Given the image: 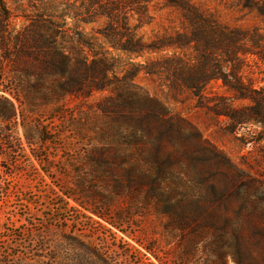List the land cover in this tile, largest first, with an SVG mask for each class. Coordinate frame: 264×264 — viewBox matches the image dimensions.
Listing matches in <instances>:
<instances>
[{
    "label": "rangeland",
    "instance_id": "1",
    "mask_svg": "<svg viewBox=\"0 0 264 264\" xmlns=\"http://www.w3.org/2000/svg\"><path fill=\"white\" fill-rule=\"evenodd\" d=\"M76 1L4 0L8 14L0 6V264H264V129L230 132L189 94L173 98L162 78L140 72L124 80L131 64L173 50L114 52L115 73L97 72L95 61L109 50L97 35L105 19L78 23ZM192 3L223 25L264 35V17L242 0ZM150 12L152 23L139 31L145 41L186 27L166 0H154ZM127 92L157 98L195 128L205 150L190 163L164 143L170 163L157 170L144 162L149 143L123 109L111 114ZM212 148L233 168L212 160ZM138 178L175 198L149 199ZM189 204L209 216L189 223L167 215Z\"/></svg>",
    "mask_w": 264,
    "mask_h": 264
},
{
    "label": "trees",
    "instance_id": "2",
    "mask_svg": "<svg viewBox=\"0 0 264 264\" xmlns=\"http://www.w3.org/2000/svg\"><path fill=\"white\" fill-rule=\"evenodd\" d=\"M78 1L81 2V8L74 14L78 23L94 24L105 19V25L97 30V35L102 37L109 50L95 61L102 65L97 67V72L104 76L115 73L114 52L142 57L148 53L173 50V53H165L157 59L131 64L132 67L123 76L124 80L131 82L140 72L162 78L173 98L189 94L196 99L198 107L226 119L230 123V132L245 125L264 129V35L257 30L223 25L201 13L192 0H166L170 7L180 11L186 27L183 31L156 37L148 42L139 31L153 21L150 8L154 0ZM242 1L244 7L255 9L264 17V3ZM0 6L8 14L4 0H0ZM33 42L35 45L40 44L37 39H33ZM214 86L225 89L229 95H209L208 92ZM104 89L96 88L97 91ZM120 100V103L113 105L111 114L118 115L117 111L123 109L127 125L135 132L140 131L144 144L149 143L141 151L142 159L155 169L162 170L173 155L191 163L193 154L205 150L195 128L172 115L157 98L148 93L137 96L127 92L120 96ZM236 103L243 104L236 106ZM184 126L194 131L185 132ZM164 143L172 147L173 155L165 154ZM210 153L212 160L221 166L233 168L230 161L215 149H210ZM237 171L231 177L235 184H239L243 178L242 172ZM193 177L196 176L193 174ZM141 180L145 179L138 178L132 182L139 190H146L149 199L161 204L175 198L174 192L159 193L155 187L156 180ZM210 189L205 195L214 193V189ZM167 215L176 222L192 223L194 220H205L209 213L189 204L174 207L168 210ZM199 228L197 224L191 231L195 233Z\"/></svg>",
    "mask_w": 264,
    "mask_h": 264
}]
</instances>
